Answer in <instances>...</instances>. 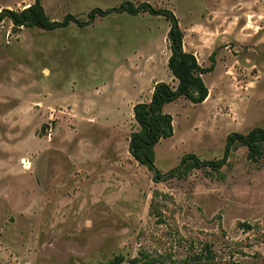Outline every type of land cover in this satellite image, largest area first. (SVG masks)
I'll list each match as a JSON object with an SVG mask.
<instances>
[{
    "label": "rangeland",
    "instance_id": "1",
    "mask_svg": "<svg viewBox=\"0 0 264 264\" xmlns=\"http://www.w3.org/2000/svg\"><path fill=\"white\" fill-rule=\"evenodd\" d=\"M124 1L168 8L203 67L208 98L165 106L174 135L156 146L167 172L189 153L221 158L226 137L264 128V0H42L53 20H85ZM34 0H0L20 10ZM170 23L112 13L86 26L0 27V264H101L148 253L264 264V155L238 145L219 172L155 183L129 154L133 106L168 69ZM243 224H246L243 225Z\"/></svg>",
    "mask_w": 264,
    "mask_h": 264
},
{
    "label": "trees",
    "instance_id": "2",
    "mask_svg": "<svg viewBox=\"0 0 264 264\" xmlns=\"http://www.w3.org/2000/svg\"><path fill=\"white\" fill-rule=\"evenodd\" d=\"M112 13H128L138 15L148 13L164 17L170 23L168 40L171 55L167 66L173 77L178 81L176 87L167 82H157L153 88L151 99L139 102L133 106V117L138 129L131 133L128 151L132 158L140 165L146 166L153 173L155 183L172 178H185L195 169L210 168L219 172L228 162L238 145L248 149V159L259 161L264 155V128L255 127L248 133L232 132L226 137V143L221 158L203 160L193 153L184 155L179 164L167 172H162L155 164L156 146L163 140L174 135L173 116L167 113L166 105L179 98H185L193 104L203 103L209 95V89L203 75L211 73L215 68V56L210 55L211 66L203 67L199 64L196 55L184 48V32L173 11L168 8L154 7L148 2L138 5L131 1H124L118 7L101 9L94 8L85 20L67 14L62 20H53L46 13L42 0H34L27 7L20 10L2 9L0 11V27L5 19H9L14 28L37 27L45 31L65 28L71 24L86 27L92 24L97 17L108 16ZM246 226V224H243ZM101 264H219L214 260V254L208 244L195 259L183 262H164L155 256L140 252L137 257L127 259L124 255L114 256L108 262ZM238 264V263H228Z\"/></svg>",
    "mask_w": 264,
    "mask_h": 264
},
{
    "label": "crops",
    "instance_id": "3",
    "mask_svg": "<svg viewBox=\"0 0 264 264\" xmlns=\"http://www.w3.org/2000/svg\"><path fill=\"white\" fill-rule=\"evenodd\" d=\"M184 48H185V44H184Z\"/></svg>",
    "mask_w": 264,
    "mask_h": 264
}]
</instances>
